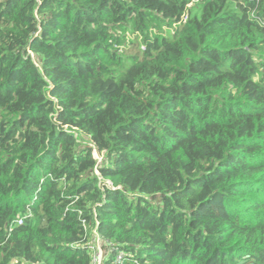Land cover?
I'll use <instances>...</instances> for the list:
<instances>
[{
	"label": "trees",
	"instance_id": "1",
	"mask_svg": "<svg viewBox=\"0 0 264 264\" xmlns=\"http://www.w3.org/2000/svg\"><path fill=\"white\" fill-rule=\"evenodd\" d=\"M96 236L264 264V0H0V264Z\"/></svg>",
	"mask_w": 264,
	"mask_h": 264
},
{
	"label": "built area",
	"instance_id": "2",
	"mask_svg": "<svg viewBox=\"0 0 264 264\" xmlns=\"http://www.w3.org/2000/svg\"><path fill=\"white\" fill-rule=\"evenodd\" d=\"M20 223H22L23 218H21ZM93 249V262L92 264H103L105 261V254L107 250H114L113 247L110 245L109 247L105 248L103 240L96 236V239H94V244L92 246ZM124 255L122 252H119L117 254V261L121 262Z\"/></svg>",
	"mask_w": 264,
	"mask_h": 264
}]
</instances>
